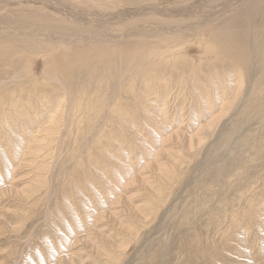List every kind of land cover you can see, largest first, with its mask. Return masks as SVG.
Instances as JSON below:
<instances>
[{
    "label": "rangeland",
    "instance_id": "1",
    "mask_svg": "<svg viewBox=\"0 0 264 264\" xmlns=\"http://www.w3.org/2000/svg\"><path fill=\"white\" fill-rule=\"evenodd\" d=\"M50 1L72 12L117 17L110 24L100 27L103 30L108 29L104 32L111 34L131 31L134 25L156 26L158 23L168 22V17L165 20L156 13L142 14L138 10L139 6L149 3L170 9L173 6L177 8L182 2L186 4L194 0ZM218 1L222 3L225 0H214ZM225 2L228 3V0ZM203 3L207 4L203 5L204 8L200 6L190 9L177 23L187 25L195 22L197 18L207 16L210 11L209 0H204ZM236 8L237 6H231L227 14L233 16ZM1 11L2 14L10 15L11 20L21 17L27 23H40L44 26L46 23L36 19L40 17L39 14L51 13L60 16L46 7L35 13L33 10L18 9L0 1V13ZM54 16L47 23L58 24ZM212 24L214 23L211 22L209 26ZM207 29L200 26L195 31L200 30L206 34ZM170 37L171 34L155 36L158 43L154 44V48L164 49V46L167 50L175 51L191 48L194 51L201 45L196 42L198 36L193 31ZM6 47L9 49L10 45ZM133 59L135 63H127L131 70L152 67L149 61H142L137 57ZM11 61H14L12 52L8 55L1 53L0 81L10 82L4 86L8 91L17 90L15 83L22 82L25 76L20 68L16 70L18 80H12V73H1L14 67ZM162 64L156 63L159 73L155 72V76L167 79L170 71H166ZM228 69L229 66L225 68ZM82 70L80 67L74 68L70 84L73 81L72 86H78L85 79L87 84L91 83L88 91H93L97 97L104 96L108 90L107 85L116 81V78L108 77L109 74L102 71L95 82L86 77ZM231 76L236 74L231 73ZM6 77L8 79H4ZM227 78L228 76L222 79ZM117 84L109 89L111 92L114 90L112 93L115 95L119 81ZM190 89L192 91V86ZM54 90L55 87L50 84L47 95ZM215 93V97L212 99L209 96L207 101L213 111L212 116L220 111V103L231 95V91ZM8 94L11 97L12 93ZM180 96L177 88L170 90V113L178 112L176 106ZM183 97L185 108L182 115L188 110L191 101L189 88ZM230 97L236 103L239 95ZM50 98L53 100L49 103L51 106L48 103L45 106L48 114L45 113L43 119L39 120H34L33 113L36 108L34 105L27 106L26 98L22 100L23 107L18 110L10 108L9 113L8 108L2 106L0 101V264H264V223L259 227L251 221L253 229L250 230L246 217L224 221V218L231 217L230 214L235 209L232 204L239 201L250 189L254 191V207H260L264 214V182L260 186V180L264 181V127L253 133L244 132V127L237 128L235 123H231L238 115L234 116L227 109L210 126L206 122L211 116L203 113L199 123L203 128L199 133L195 132L199 126L197 121L185 124L175 119V125H168L166 128L169 131L162 135V127L156 122L168 118L169 115V118L173 116L170 113L167 116L153 113L159 118L153 119L149 116L148 121L142 118V121L131 122L132 135L120 141L121 147L110 148V155L99 160H89V156L83 155L82 151L91 141H88V137H82L91 126L93 131L102 128L109 112L105 108L106 120L95 122L92 110H87L78 123L79 127L86 128L84 132L80 130L77 137L80 141L76 146L71 144L74 130L71 136L63 132L58 145L59 154L47 158L46 148H56L55 142L51 146L48 144L52 138L48 137L43 142L46 132L52 131L56 125L57 113L54 111L57 102L55 96ZM121 98L123 110L127 109L124 99L132 105V101L125 94ZM31 100L37 102L39 98ZM154 104L156 103L151 102L150 107L154 108ZM160 104L161 102L158 103ZM52 105L54 110L51 112ZM161 108L160 106L159 109ZM193 108L197 107L192 106V111ZM80 111L84 109L81 107ZM196 112L190 111L188 116ZM41 127L45 131L37 134L35 142L23 146L29 141L27 136L30 129L33 130V135ZM117 131L125 132L124 125ZM170 132L179 135L187 133L185 144L180 146L174 139L166 141ZM194 134L201 138L195 139L196 137H192ZM189 137L192 138L191 141ZM86 141L89 144H84ZM92 149L93 152L97 150L94 146ZM40 153H44L43 156L36 158L35 154ZM75 156L78 163L74 160ZM34 160L39 167L38 177L31 172ZM172 165L175 170L171 176L167 169ZM156 167L161 168L162 173L154 170ZM147 184L151 187L149 193L153 197V204H160L155 215L150 211L151 201L147 202ZM41 190L43 193L39 194ZM28 194L35 195L34 201L30 200ZM221 203L225 207L216 219L215 208L222 207ZM135 208L141 215L138 221L136 219L140 217L132 212ZM162 212H165L163 218L158 216ZM261 217L263 221L264 216ZM235 220L238 225L234 224ZM196 237L199 241H196ZM115 247L119 251H115ZM227 248H234L235 253H231L232 256L225 260Z\"/></svg>",
    "mask_w": 264,
    "mask_h": 264
},
{
    "label": "bare ground",
    "instance_id": "2",
    "mask_svg": "<svg viewBox=\"0 0 264 264\" xmlns=\"http://www.w3.org/2000/svg\"><path fill=\"white\" fill-rule=\"evenodd\" d=\"M0 1L11 4L18 9L33 10L35 13L46 7L49 10H53L54 14L60 15L57 17L51 13L39 14L40 17L36 19L46 23V26H44L40 23H27L21 17L11 20L10 15L2 14V11L0 13V55L1 53L8 55L12 52L14 59V61H11L14 63V67H9V71H1V73L6 75L12 73V80H18L16 72L18 68L25 74L22 82L15 83V88L17 87L18 91L15 89L8 91L7 87L4 88V86L9 81H6V83L0 81L1 105L7 107V112L9 113L10 108L18 110L20 107H23L24 104L21 103L26 98L27 106L34 105L36 108L33 113L34 120H39V118L43 119L45 113L48 114L45 106L47 103L51 106L49 103L53 100H51L50 96H55L57 102L54 111V113H57L56 125L52 131L46 132V138L43 139V142L48 137L52 138L48 141V144L51 146L55 142L56 148H46L47 158L59 154L58 145L63 132L71 136L74 130L71 144L76 146L75 144L80 141L77 138L80 135V130L84 132L86 128L84 126L79 127L78 123L87 110H92L95 122H103L107 118L104 113L105 108L109 112L105 125L97 129V131H93L92 126L89 127L88 132L86 131L87 133L82 139L88 137V141H91V144L83 148L82 154L89 156V160L92 158L99 160L104 156L110 155V148L121 147L120 141L131 137L133 131L131 122H135V120L142 121V118L143 120H147L149 116H152L153 119L159 118V116H155L153 113L158 115L166 114L165 116H167L171 112L169 111L168 105H170V99L168 97L170 90L174 88H177L181 94L176 106L178 112L170 113L173 118H169V115L168 118L165 117L166 119L156 122L162 127V130L159 128L162 135L169 131L166 128L169 127L168 125H175V119H179L178 121H183L185 124L197 121L199 125L200 118L205 113L211 116L206 122L207 126H210L216 123L218 117L223 116L227 109L231 113H234V116L238 115L231 123H235L237 128L244 127L242 129L244 132L253 133L264 127V0H228V3L225 2L226 0H222V3L209 0V14L206 13L208 14L207 16L202 19L197 18L195 22L188 23L187 25L177 23V20H180L182 15H186L190 9L203 7L205 4L203 3L204 0H194L186 4L182 2L177 8L173 6L170 9L160 7L157 4L147 3L138 7V10L142 14L156 13L163 16L165 20L168 17V22L164 21V24L158 23L156 26L150 24L134 25L131 31L114 32L111 34L104 32L108 29L103 30L100 27L106 23L110 24L114 17L101 16V14L91 15L92 13L86 14V12L85 14L72 12L50 0ZM231 6H237L233 16L227 14ZM78 10L81 11V9ZM53 16L58 24L47 23V21L53 19ZM114 19H117V17ZM211 22L214 24L209 26ZM200 26L208 28L206 34L201 33L200 30L195 31ZM187 31H193L198 36L196 42H198V45H201H196L198 46L197 50L192 51L190 50L191 48H181L175 51L171 49L167 50L164 46V49L154 48V44L158 43L155 36L171 34L172 37L170 38H173V36ZM135 37L142 39L136 40ZM7 45H10L9 49L6 47ZM133 57H137L142 61H149L152 67L150 69L137 67L136 69L134 68L135 70H131L128 68L127 63H135ZM157 62L163 63L162 66L165 65L166 71H170L167 79L155 76V72L159 73V70L156 68ZM227 66H229V69L225 70ZM76 67L83 68L82 71L86 77L92 81L95 80L96 82L102 71L108 73V77L116 78V81L113 84L110 82L109 86L107 85L108 90L104 93V96L100 95L97 97L93 94V91H88L87 88L91 83L87 84L85 79L84 81L81 80V84L79 83L78 86H72L74 85L72 84L73 81L70 84L72 71ZM218 69L225 71L221 72ZM231 73L236 74V76L230 77ZM10 74L9 76H11ZM226 76L228 78L223 80L222 78ZM138 80L139 84L137 85ZM118 81L119 88L116 93L117 95H115L112 93L114 90L111 92L109 89L116 87ZM95 82L94 84L96 85ZM50 84H53L55 90L49 96L47 95V91ZM191 86L192 91L190 89ZM188 88L191 101L188 110L182 115V111L185 108L183 96ZM214 91H231L230 96L238 94L239 98L235 103L230 100L231 97L229 96L228 99L220 103V111L212 116L213 111L207 105V101L209 96L212 99L215 97L216 93ZM8 92L12 93L11 97H9ZM122 94L128 96V99L132 101L131 105L124 99V104L127 107L125 110L127 112L122 109L124 108L123 97L121 98ZM31 98L35 100L39 98V101L32 102ZM102 98L103 100H101ZM10 101L12 102L11 104ZM151 102L156 103L154 104L155 109L150 107ZM159 102H161L160 105H158ZM160 106L162 107L161 109H159ZM192 106L197 107L193 108V111L197 112L188 116V112H193L191 110ZM207 106L208 108L206 109ZM81 107L84 111H80ZM53 110L54 105H52L51 112ZM122 125L125 127V132H118L117 130ZM179 127L180 125H178ZM164 128H166L165 131L163 130ZM202 128L199 125L195 132L199 133ZM32 131L30 129L27 136L29 141L23 144V146L34 143L37 134H41V131L45 130L42 127L38 128L31 135ZM186 135L187 133L179 135L178 133L170 132L166 137V141L169 142L171 139H174L181 146L185 144L184 140L188 138ZM192 137H196L195 139L197 140L201 138L197 134H194ZM189 138V141H191L192 138ZM88 141L84 144H89ZM91 145L97 148L95 152H93ZM43 154H35V156L36 158H40ZM74 160L78 163L77 156L74 157ZM33 166L31 172L38 177L40 175L38 172L39 167L35 160ZM102 168L104 170L105 164L102 165ZM154 170L162 173V169L159 167H156ZM167 170L172 176L175 170L174 165ZM263 182L260 180V186H262ZM171 183H173L172 180ZM33 187L36 188L35 186ZM146 189L149 195L147 202L151 201L152 204L150 211L152 210L155 215V211L160 207V204H153V197L149 193L151 189L150 184H147ZM253 192L250 189L239 201L232 204L235 209L231 212V217L224 218L225 222L232 221L236 217L240 219L246 217L248 218L247 223L250 230L253 229L250 225L251 221L255 222L253 225L263 226L264 220L262 221L261 216H264V214H262L263 211L260 207H254L256 204L252 203L254 200H252ZM41 193H43L42 190L39 191V194ZM27 196H30V200L34 201L33 196L35 195L28 194ZM220 205L222 207L215 208L216 213L214 217L216 219L220 217V214L223 212L221 209L225 207L223 203ZM132 212L140 217L136 221L141 219V215L137 213L136 208ZM164 213H159L158 216L163 218ZM222 221L220 220V222ZM234 224L238 225V222L235 220ZM196 241H199L197 237ZM114 250L119 251L118 247H115ZM226 251L225 260H228L227 257L232 256L231 253H235V249L227 248ZM70 261L72 262V260ZM74 263L72 262L71 264Z\"/></svg>",
    "mask_w": 264,
    "mask_h": 264
}]
</instances>
